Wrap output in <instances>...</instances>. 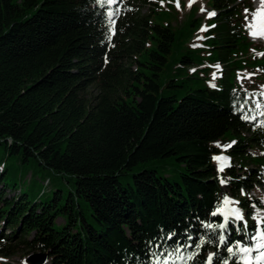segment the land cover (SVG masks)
I'll use <instances>...</instances> for the list:
<instances>
[{
    "label": "trees",
    "instance_id": "trees-1",
    "mask_svg": "<svg viewBox=\"0 0 264 264\" xmlns=\"http://www.w3.org/2000/svg\"><path fill=\"white\" fill-rule=\"evenodd\" d=\"M158 1L168 8L0 0V148L6 159L34 161L73 184L36 201L6 180L0 160L1 259L25 249L47 253L45 264H155L165 256L185 264L176 256L203 237L211 243L187 264H204L210 252L218 253L213 264H241L243 254L227 247L254 246L264 212L250 198L264 185V46L250 39L244 15L253 0H210L218 13L205 20L198 45L204 18L195 2L181 19L175 0ZM177 53L200 67V78H189L197 86L169 79L162 90L158 71ZM214 68L219 85L208 82ZM245 76L257 84L238 81ZM218 155L231 158L223 171ZM167 157L183 165L179 181L144 169L121 182L140 163ZM226 191L239 199L247 229L240 221L226 231L206 227L222 222L212 213ZM222 231L228 245L218 248Z\"/></svg>",
    "mask_w": 264,
    "mask_h": 264
},
{
    "label": "rangeland",
    "instance_id": "rangeland-1",
    "mask_svg": "<svg viewBox=\"0 0 264 264\" xmlns=\"http://www.w3.org/2000/svg\"><path fill=\"white\" fill-rule=\"evenodd\" d=\"M113 2L115 0H112ZM140 7L142 8L143 13H147L150 11V7L154 6L155 2L160 4L161 6L168 8V4L166 1H158V0H135ZM120 2V0H118ZM152 2V3H147ZM195 4L197 5V12L196 16L199 18H204L201 28L198 29L196 32V35L194 36V39L197 41L196 45L202 42V39L200 38L201 35L203 36L204 31L201 29H204V23H207L205 21L207 18L212 17L209 16L208 13L214 12L215 15L218 13V10L216 8H213L212 5L209 3L210 0H194ZM193 2V3H194ZM256 2L257 0H253V11L256 9ZM174 3L177 5L179 4L178 11L181 13L180 18H188V13L190 10L189 7V0H175ZM204 9V11H201V9ZM252 12V11H251ZM215 15L213 17H215ZM244 15L246 16V13L244 11ZM249 15L248 20H246L247 25L252 22L251 15ZM258 26L264 25V20L262 22H257ZM207 25V24H206ZM154 35L159 36L155 30H153ZM250 39L254 43H260L262 46H264V38L263 37H254L250 35ZM155 40L151 38L148 41V48L154 47ZM186 46L190 44V41H186L184 43ZM182 53H177L176 55H172L169 57L168 65L164 68V70L158 71L160 73V83L162 84V90L164 88V85L166 81L169 79H176L178 83L183 84L184 82L187 83H193L194 79H189L190 77L200 78V70L197 63L192 62H183L182 60ZM133 68L135 66L132 64ZM221 67V66H220ZM143 70L146 73L153 72L155 69L152 67H143ZM184 71L183 74H181V71ZM209 84L212 85H219L222 83L220 72L218 70L210 69L209 70ZM239 80H243L245 84H257V80L251 79V77L245 78H239ZM193 86H197V84H192ZM177 90H183V86H177L175 87ZM174 88V89H175ZM92 90V89H91ZM92 93L95 92V90L91 91ZM133 95H130L128 98L133 99ZM222 156L223 155H218ZM217 156V157H218ZM226 158V157H225ZM0 160L3 162L9 169V172L6 175V180L8 182L17 183L19 187L23 188L24 190L30 191L32 193L31 199H35L36 201H44L48 197L51 196V193L54 189L62 188L66 193L73 190V184L69 183V181L63 179L59 174L54 173L50 169L41 168L36 162L32 161L30 163H22L18 161L15 157H9L6 159L5 153L3 149L0 148ZM231 161V158H226L224 160H217V170L223 171L225 169V166ZM223 167V170L221 168ZM144 169H153L157 171L158 175L168 177L172 182L179 181L180 180V171L183 169V165H178L177 161L173 157H167L164 159H153L147 162L140 163L137 165L133 170L129 171L128 174L123 175L120 177L121 182L124 185H127L128 183L132 182L133 173L139 172ZM49 179V180H48ZM43 191V194H40ZM10 195H13V191H8ZM243 194V193H242ZM226 195L233 201H239L238 198L231 195L228 191H226ZM259 197L262 201L263 207H264V185L260 186L257 191L252 192L250 198ZM230 207H235L241 210L244 219L245 214L244 211L239 207V204H232ZM91 211L89 209L85 210V214L88 217L89 220H91ZM262 217V221H264V212L259 214ZM261 221V218H257V222ZM64 223V218L59 217L56 220V226H62ZM262 224L264 223H257V239L255 241V244L251 255L255 257L257 254V250L255 248L257 243H260L263 245V239H261L264 236L258 235V233H261L260 229L263 227ZM6 233H10V229L6 230ZM37 252L27 250H22L20 253L13 255L10 258L1 259L0 262L3 264H25L28 262L29 256L35 254Z\"/></svg>",
    "mask_w": 264,
    "mask_h": 264
},
{
    "label": "snow or ice",
    "instance_id": "snow-or-ice-1",
    "mask_svg": "<svg viewBox=\"0 0 264 264\" xmlns=\"http://www.w3.org/2000/svg\"><path fill=\"white\" fill-rule=\"evenodd\" d=\"M107 2L111 3L112 0H107ZM194 2V0H189V7L191 4ZM261 6L255 9L254 11L250 12V10L245 9V19L248 20L249 15H251V20L252 22L249 23L247 26L250 29V35L254 37H264V25L258 26L257 21L258 20H264V0H260ZM177 7H179V4L177 3ZM201 11H204L202 8ZM209 16H214V12L208 13ZM214 27V26H213ZM202 31L206 29H201ZM195 46V45H194ZM264 55V54H262ZM217 67H219L217 65ZM235 143V142H233ZM231 145H226L225 147H230ZM217 160H224L226 159L225 157L218 156L215 157ZM223 170V167L221 168ZM223 182V181H222ZM239 201H233L231 200L228 196H225L222 203L216 207V210L212 213L213 216H222L223 220L221 223L213 225V224H208L206 225L207 228L209 229H221V230H227L228 225L230 222L233 221H240L243 224V228L247 229V222L244 219V216L241 212L240 209L235 208V207H230L232 204H238ZM259 223H264V221H259ZM237 231H240V229H237ZM258 235L264 236V232L258 233ZM169 239H171V236H169ZM191 239V237H189ZM251 239L256 240L257 236H252ZM206 243H211V241L204 239L203 237L200 238L199 242L195 244L194 250L185 257L183 254L176 256V259L183 260L185 264H187L188 261L194 260L195 257L199 254V250L206 244ZM235 245V251L234 247L229 245L227 247V252H229L232 255H236L237 252L242 253L243 255L240 258L241 264H264V250H261L264 248V245L257 243L255 248L257 250V254L255 257L251 255L253 249L247 245H244L241 247V244L243 243L242 241H235L233 242ZM228 245V237L225 235L224 231H222L219 236H218V243L217 247H222ZM181 247H186V248H191L193 247L192 245H181ZM179 252V249L176 250ZM218 253H212L210 252L204 262V264H213L214 259L217 257ZM161 256H164L163 253H161ZM169 259L170 257L165 256L162 260L160 257L156 258L155 264H169ZM223 264H228V261L225 260Z\"/></svg>",
    "mask_w": 264,
    "mask_h": 264
},
{
    "label": "water",
    "instance_id": "water-1",
    "mask_svg": "<svg viewBox=\"0 0 264 264\" xmlns=\"http://www.w3.org/2000/svg\"><path fill=\"white\" fill-rule=\"evenodd\" d=\"M48 261V254L45 252H37L28 258L30 264H45Z\"/></svg>",
    "mask_w": 264,
    "mask_h": 264
},
{
    "label": "bare ground",
    "instance_id": "bare-ground-1",
    "mask_svg": "<svg viewBox=\"0 0 264 264\" xmlns=\"http://www.w3.org/2000/svg\"><path fill=\"white\" fill-rule=\"evenodd\" d=\"M261 6V4H260V0H257V2H256V9L258 8V7H260ZM263 20H258L257 22H262ZM264 38V37H263Z\"/></svg>",
    "mask_w": 264,
    "mask_h": 264
}]
</instances>
